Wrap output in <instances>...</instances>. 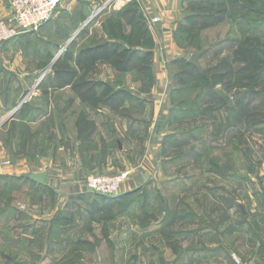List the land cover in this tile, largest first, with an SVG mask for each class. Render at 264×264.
<instances>
[{
    "label": "rangeland",
    "instance_id": "obj_1",
    "mask_svg": "<svg viewBox=\"0 0 264 264\" xmlns=\"http://www.w3.org/2000/svg\"><path fill=\"white\" fill-rule=\"evenodd\" d=\"M11 1L1 0L8 13L0 20L10 17ZM130 1L139 5L138 20L149 29L140 2ZM130 1L105 2L71 28L68 21L56 22V8L38 28L19 30L0 43V264H188L180 252L192 243L202 248L204 230H214L206 246L218 244L221 232L234 264H241L239 257H250L255 248L251 245L258 244L264 252V121L249 116L263 97L259 90L264 73L255 85L245 79L248 69L239 72V80L237 71L227 87L214 77L215 63L226 56L236 58L237 69L253 64L257 74L256 68L264 67V0L181 1L185 8L173 39L179 57L197 55L200 75L180 87L173 73L182 65L169 67L163 132H170V140L162 171L145 176L137 189L112 200L87 191L104 205L101 217L132 210L131 223L117 222L94 240H75V228L58 232L59 219L48 227V219L27 216L61 198L44 187L45 179L38 187L15 176L48 171L57 178L58 173H70L82 175L80 184L85 186L89 174H103L88 172L75 160L83 123L89 122L87 132L99 127L90 108L69 87L56 85L51 66L66 51L74 54L104 39L85 38L94 21L111 37H118L121 28L129 32L115 13ZM219 6L227 7L221 23L191 31L184 21L189 13ZM97 70V79H108L114 71L105 65ZM190 228L196 232L193 241L185 236Z\"/></svg>",
    "mask_w": 264,
    "mask_h": 264
},
{
    "label": "crops",
    "instance_id": "obj_2",
    "mask_svg": "<svg viewBox=\"0 0 264 264\" xmlns=\"http://www.w3.org/2000/svg\"><path fill=\"white\" fill-rule=\"evenodd\" d=\"M108 1L110 0H61L53 18L57 23L66 22L65 25L68 21L71 28L73 24L88 20L95 9ZM138 1L144 15L147 16L148 27L154 41L152 57L154 80L149 82L143 74L135 70L125 73L110 71L108 79L120 80L122 86L133 94V97L126 100L123 105L127 113L121 115L105 107L90 109L92 118L96 120L99 128L90 140H79L74 147L75 160L80 161L82 168L89 170L88 172L115 174L122 170L129 171V176L116 198L137 189L144 182L145 176L162 171L163 163L166 162L164 160L167 158L163 156V152L170 140L168 136L170 132H163L167 124L163 120L169 112L165 106L164 93L169 80L171 60L179 55L180 48L174 42L173 34L185 8L182 0ZM7 13L8 7L3 6L0 0V15ZM100 23L92 22L85 38L105 39L106 34L102 31ZM103 78L106 79V76ZM44 172L46 173L44 187L58 193L61 200L49 204V208L40 210L39 214L28 212V217L48 219L46 222L48 227L59 219L61 223L57 225L58 232L66 233L69 228H75L74 238L72 237L75 240H94L108 230L111 232L117 222L124 226L131 223L132 210L116 217H101L99 212L104 205L98 202V197L96 199L88 194L85 186L80 184L83 181L82 175L79 177L70 173H58L57 178H54L48 171ZM190 229L185 236L189 241H193L196 232H192L193 228ZM177 231L183 232L180 228ZM204 231L202 248H195L192 243L186 245L180 252V255L186 258L185 261L188 264H234L231 253L222 243L224 240L221 232L219 233L221 241L218 244L206 246L207 240L214 239L211 238L214 230ZM178 237L181 239L183 236ZM251 246L255 248L251 251L250 257L245 259L238 256L241 264H264V252L259 250L258 244Z\"/></svg>",
    "mask_w": 264,
    "mask_h": 264
},
{
    "label": "trees",
    "instance_id": "obj_3",
    "mask_svg": "<svg viewBox=\"0 0 264 264\" xmlns=\"http://www.w3.org/2000/svg\"><path fill=\"white\" fill-rule=\"evenodd\" d=\"M130 3H127L115 13L116 17H120V23L124 25V28L129 26V32H125L121 28L118 37H111L105 31V39L83 46L74 54L66 51L51 66L56 85L60 88L69 87L80 102L90 109L105 107L124 115V102L133 97L132 92L124 88L122 82L118 79L94 78V75L98 74L97 69L100 65H105L109 69L120 73L135 70L143 74L149 82H153L154 80L152 67L154 41L144 21L138 20L140 16L142 17L139 5H136L135 1H130ZM226 13L227 7L219 6L214 11L199 10L189 13L184 18V21L191 28V31H197L221 23ZM235 62H237L235 57L230 58L226 56L215 63L214 69L216 72L214 77L217 81L222 82L225 87L229 86L232 78H235V74L241 73L243 69L251 71L249 75L245 76V79L251 85H255L261 76H263L264 67L261 68L259 66L256 68L258 72L255 74V66L253 64H245L237 69L233 65ZM178 63L182 65V68L173 73V79H176L180 87L186 86L190 81H194L200 75L198 68L187 59H182L178 56L171 61V64ZM237 71L238 73H236ZM240 73L236 76L238 80L242 79L240 78ZM225 78L228 81L225 82ZM247 85L240 84L239 87H246ZM259 91L263 97L256 106L250 109L249 116L258 115L259 117L257 119L263 122L264 87ZM173 93L174 91H172L171 95ZM171 108L170 111L172 110ZM83 125L79 129V133L83 135L82 140H90L95 131V127L92 126L87 132L86 129L89 122H84ZM15 177L22 181L26 180L37 183L31 180L27 174ZM37 185L41 187L40 183H37ZM102 196L108 200L116 198L115 195Z\"/></svg>",
    "mask_w": 264,
    "mask_h": 264
},
{
    "label": "built area",
    "instance_id": "obj_4",
    "mask_svg": "<svg viewBox=\"0 0 264 264\" xmlns=\"http://www.w3.org/2000/svg\"><path fill=\"white\" fill-rule=\"evenodd\" d=\"M59 2L60 0H12L10 17L0 20V43L19 30H32L41 26L51 17ZM128 175L127 171L114 175L89 174L85 179V188L92 193L113 196L118 193Z\"/></svg>",
    "mask_w": 264,
    "mask_h": 264
},
{
    "label": "water",
    "instance_id": "obj_5",
    "mask_svg": "<svg viewBox=\"0 0 264 264\" xmlns=\"http://www.w3.org/2000/svg\"><path fill=\"white\" fill-rule=\"evenodd\" d=\"M196 57H197L196 54H192L189 56L188 61L190 63H192L193 65H195L197 68H199V63H198ZM27 175L31 180H33L37 183H40V184H42L44 182V179L46 177V173L44 171L29 172Z\"/></svg>",
    "mask_w": 264,
    "mask_h": 264
}]
</instances>
